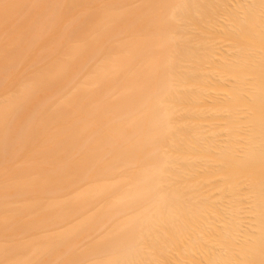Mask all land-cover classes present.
Returning a JSON list of instances; mask_svg holds the SVG:
<instances>
[{
    "label": "bare ground",
    "instance_id": "6f19581e",
    "mask_svg": "<svg viewBox=\"0 0 264 264\" xmlns=\"http://www.w3.org/2000/svg\"><path fill=\"white\" fill-rule=\"evenodd\" d=\"M0 264H264V0H0Z\"/></svg>",
    "mask_w": 264,
    "mask_h": 264
},
{
    "label": "rangeland",
    "instance_id": "374dc122",
    "mask_svg": "<svg viewBox=\"0 0 264 264\" xmlns=\"http://www.w3.org/2000/svg\"><path fill=\"white\" fill-rule=\"evenodd\" d=\"M186 179H187L186 177H183V178H182V181H181V182L183 183V185L187 182ZM185 180H186V181H185Z\"/></svg>",
    "mask_w": 264,
    "mask_h": 264
}]
</instances>
